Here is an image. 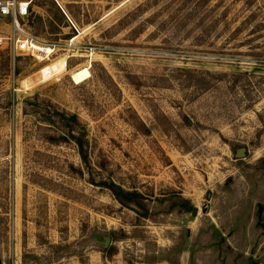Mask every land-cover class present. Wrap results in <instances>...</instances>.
I'll return each mask as SVG.
<instances>
[{"label":"rangeland","instance_id":"obj_1","mask_svg":"<svg viewBox=\"0 0 264 264\" xmlns=\"http://www.w3.org/2000/svg\"><path fill=\"white\" fill-rule=\"evenodd\" d=\"M64 10L32 0L23 20L54 50L43 60L15 51L0 17L1 263L264 264V0ZM61 57L62 73L23 88ZM47 100L78 115L88 167L69 138L46 141L56 125L30 110ZM105 183L141 193L149 218Z\"/></svg>","mask_w":264,"mask_h":264},{"label":"trees","instance_id":"obj_2","mask_svg":"<svg viewBox=\"0 0 264 264\" xmlns=\"http://www.w3.org/2000/svg\"><path fill=\"white\" fill-rule=\"evenodd\" d=\"M34 97L38 98V95L35 94ZM32 105L33 106L30 110L31 113L34 115L37 114L38 116L42 114L47 121L45 124L48 126L56 125V128L60 133L59 135L46 136V141L58 144L66 138H69L76 146L82 164L88 167L87 132L78 115L63 108H59L49 100H47L45 106H37L36 103H33ZM105 185V187L111 190L116 200L123 207L134 209L133 211L138 213L143 219L149 218L148 208L145 205V197L141 193L136 190L124 191L119 186L112 183H105ZM183 207L189 209L188 202H185ZM103 251L107 252L105 249Z\"/></svg>","mask_w":264,"mask_h":264},{"label":"built area","instance_id":"obj_3","mask_svg":"<svg viewBox=\"0 0 264 264\" xmlns=\"http://www.w3.org/2000/svg\"><path fill=\"white\" fill-rule=\"evenodd\" d=\"M31 2L32 0H0V17L9 18L11 21L13 30L11 40L14 43V50L37 57L39 51L35 48V43L38 41L24 29L25 24L23 23V20L30 13ZM54 2L65 14L64 4L66 0H54ZM70 23L75 28L71 21ZM74 39L75 37H72L69 40V45L75 43Z\"/></svg>","mask_w":264,"mask_h":264},{"label":"bare ground","instance_id":"obj_4","mask_svg":"<svg viewBox=\"0 0 264 264\" xmlns=\"http://www.w3.org/2000/svg\"><path fill=\"white\" fill-rule=\"evenodd\" d=\"M35 48L39 51L37 55V59L43 60L47 56H49L51 53H53V49L50 46L44 45L42 43H35ZM66 69V61L63 57L54 59L46 64H44L38 73V78L36 81L32 79V77H28L25 80L22 81V86L25 89H30L31 86L42 83L47 81L48 79L55 77L62 73ZM36 74V73H35ZM89 70L88 65L82 66L79 68L74 69L70 72V77L75 83H81L87 76H89ZM21 84V83H20Z\"/></svg>","mask_w":264,"mask_h":264},{"label":"water","instance_id":"obj_5","mask_svg":"<svg viewBox=\"0 0 264 264\" xmlns=\"http://www.w3.org/2000/svg\"><path fill=\"white\" fill-rule=\"evenodd\" d=\"M236 156H237L238 158L243 157V156H244V149H243V148L238 149L237 152H236ZM196 213H197V207L194 206V207L192 208L191 214H192L193 216H195ZM100 239H101V241H102V246H103V248H107L108 245H109V243H110V237H109V236H106V237H100ZM0 264H2V263H1V260H0ZM248 264H250V261L248 262Z\"/></svg>","mask_w":264,"mask_h":264}]
</instances>
